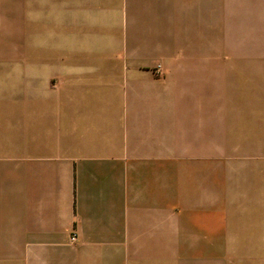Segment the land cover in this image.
I'll return each instance as SVG.
<instances>
[{"label": "crops", "instance_id": "obj_1", "mask_svg": "<svg viewBox=\"0 0 264 264\" xmlns=\"http://www.w3.org/2000/svg\"><path fill=\"white\" fill-rule=\"evenodd\" d=\"M260 1L0 0V264H264Z\"/></svg>", "mask_w": 264, "mask_h": 264}, {"label": "rangeland", "instance_id": "obj_2", "mask_svg": "<svg viewBox=\"0 0 264 264\" xmlns=\"http://www.w3.org/2000/svg\"><path fill=\"white\" fill-rule=\"evenodd\" d=\"M233 4V12H230L231 4ZM237 3V4H235ZM263 3L260 0H215L216 5V34L210 36L193 37L191 43L190 38L186 37V45L189 47L186 52V57L197 59H216L219 64L224 63L226 48L228 46V35L226 34L229 17L242 14L246 20V27L248 35L243 37H236L234 47H240L243 44L245 51L244 55H255L259 53L260 37L255 35L257 24L262 18ZM235 7H237L235 9ZM240 38L242 40H240Z\"/></svg>", "mask_w": 264, "mask_h": 264}, {"label": "built area", "instance_id": "obj_3", "mask_svg": "<svg viewBox=\"0 0 264 264\" xmlns=\"http://www.w3.org/2000/svg\"><path fill=\"white\" fill-rule=\"evenodd\" d=\"M76 240H77V235L73 234L72 237H71V241L72 242H76Z\"/></svg>", "mask_w": 264, "mask_h": 264}]
</instances>
